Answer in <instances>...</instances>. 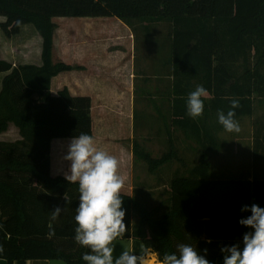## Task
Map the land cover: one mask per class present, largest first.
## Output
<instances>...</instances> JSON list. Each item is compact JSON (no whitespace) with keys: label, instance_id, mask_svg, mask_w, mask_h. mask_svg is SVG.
I'll use <instances>...</instances> for the list:
<instances>
[{"label":"trees","instance_id":"16d2710c","mask_svg":"<svg viewBox=\"0 0 264 264\" xmlns=\"http://www.w3.org/2000/svg\"><path fill=\"white\" fill-rule=\"evenodd\" d=\"M0 28L8 37L22 25L33 24L43 38L42 65L0 59V72H10L0 93V133L14 123L21 139L0 141V258L8 264L59 259L86 264L89 250L74 240L78 184L51 173V147L56 138L71 139L81 133L94 136L92 100L73 96L68 88L52 93V79L79 65L53 60L54 17L115 16L131 27L135 19L171 22L169 33L173 77L171 123L200 150L187 174L178 171L164 191L159 209L135 195L122 192L124 223L133 252L156 253L159 261L184 243L197 247L211 264H223L221 246L236 244L227 228L239 226L245 205L264 208V127L257 131L252 158V178H218L212 158L224 148L219 134L218 110L225 113L232 99L240 102L235 119L254 113L255 97H264V0H0ZM17 21H20L18 24ZM203 85L202 117L187 115L188 94ZM169 149L160 156L134 144L137 158L150 173L181 160L175 148L171 123L163 118ZM66 196V200L64 197ZM64 208L56 221L51 210ZM139 216L136 226L134 214ZM158 214V215H157ZM55 235L48 237L49 224ZM210 240L211 243L206 241ZM242 246V242H241Z\"/></svg>","mask_w":264,"mask_h":264},{"label":"rangeland","instance_id":"374dc122","mask_svg":"<svg viewBox=\"0 0 264 264\" xmlns=\"http://www.w3.org/2000/svg\"><path fill=\"white\" fill-rule=\"evenodd\" d=\"M132 30L136 50L134 77L130 78L128 74L130 80L128 86L123 85L122 77L113 78L114 84L120 82L127 87L124 89V96L120 101L111 97V100L104 104L95 105L96 142H120L132 152L129 156H126V152L122 153V160L127 163L123 164L130 170L128 182L134 184V195L152 207L157 205L159 198L161 200L166 198L164 191L167 188L164 186L163 192L159 189L155 195L150 196L147 192L148 186H155L158 178H161L168 187L167 181L176 170L181 175L187 174L188 168L198 161L200 150L196 151V143L187 139L184 133L171 123L173 98V77L169 63L171 22L163 20L150 23L147 20L135 19ZM164 117L171 123L169 127L175 139V148L182 161L168 163L157 172L150 173L147 163L136 157L134 144L138 143L140 147L146 149L145 145L156 157L167 151L170 136L168 133L159 135V131L166 129ZM108 123L110 129L105 135L107 131L103 125ZM238 123L241 129L239 133L222 131L219 134L225 145L221 152L212 158V173L215 177L251 175L255 137L257 131L264 127V97H255L253 115L240 117ZM149 136L150 141L146 140ZM117 153L114 151L112 155L117 157ZM159 194L161 197H157ZM138 222L139 216L135 213L133 223L136 226Z\"/></svg>","mask_w":264,"mask_h":264},{"label":"crops","instance_id":"0c3cea01","mask_svg":"<svg viewBox=\"0 0 264 264\" xmlns=\"http://www.w3.org/2000/svg\"><path fill=\"white\" fill-rule=\"evenodd\" d=\"M5 16L0 15V22L5 21ZM56 23V31L54 34L53 60L55 62H65L70 65H79L81 68L64 71L52 79V93L57 95L63 88H68L73 96H89L92 100V117L94 138L96 141V120L94 110L96 104H104L111 97L116 101H120L124 96V89H127L128 74L130 78L134 77L135 66V36L132 27L115 16H84V17H54ZM43 38L33 24L22 25L20 32L12 37L6 34L0 28V59L9 61L14 66L22 64L42 65ZM10 72H0V93L3 88V81ZM122 77L123 86L118 82L114 84L112 79ZM125 83V84H124ZM132 83V82H131ZM122 89V90H121ZM121 90V91H120ZM104 123V122H103ZM103 125V124H102ZM108 134L109 123L103 125ZM165 131V132H164ZM159 131V135L165 133L166 129ZM151 135V134H150ZM21 139L19 128L10 123L8 130L0 133V141H16ZM71 139L56 138L52 141L51 147V173L53 176H64L69 173L70 162L64 159L67 153V146ZM146 140L150 141L149 136ZM98 148L112 154L117 151V158H120L121 174L127 177L126 186L123 193L134 195V184L128 182L130 170L127 164L122 160V153L126 152V156L132 154L123 143L120 142H96ZM144 147L148 149L145 145ZM133 149V145H132ZM124 163V164H123ZM167 181L170 182L173 175ZM249 178V177H235ZM131 181V180H130ZM164 182L158 178L155 186L149 185L148 194L155 195L159 189L163 192ZM161 197V194L157 195ZM152 198V197H149ZM163 200L159 198L157 205L151 208L160 207ZM160 214L163 209L160 207ZM225 231L233 233L231 240L241 243L243 234L251 231V229H242L239 226L227 228ZM115 255H119L122 250L133 252L132 238H120L116 242ZM159 259L156 253L150 252L147 259ZM0 264H8L6 259L0 258ZM27 264H68L63 260H29Z\"/></svg>","mask_w":264,"mask_h":264},{"label":"clouds","instance_id":"9594fccd","mask_svg":"<svg viewBox=\"0 0 264 264\" xmlns=\"http://www.w3.org/2000/svg\"><path fill=\"white\" fill-rule=\"evenodd\" d=\"M19 24L20 21H17ZM209 95L203 85H197L187 96V115L192 119L203 116L204 99ZM240 107L237 99H232L230 109L225 113L218 110V122L229 133H239L240 125L235 119V109ZM70 162L65 179L78 184L79 205L75 209L74 240L89 251L82 255L86 264H147L148 250L136 254L122 250L115 255L116 241L128 231L123 209L122 192L127 177L121 174L120 160L109 152L97 147L95 138L81 133L71 138L64 156ZM66 200V196L64 197ZM64 208L56 206L51 210V221H56ZM242 212L251 215L241 218L239 224L251 231L245 232L241 243L221 246L223 264H264V208L257 204L245 205ZM48 237L55 235L49 224ZM211 243L210 240L206 241ZM0 245V253H3ZM197 247L181 243L173 253H165L159 264H211Z\"/></svg>","mask_w":264,"mask_h":264},{"label":"bare ground","instance_id":"6f19581e","mask_svg":"<svg viewBox=\"0 0 264 264\" xmlns=\"http://www.w3.org/2000/svg\"><path fill=\"white\" fill-rule=\"evenodd\" d=\"M157 259L154 258V259H147V264H151V263H156ZM159 264V263H157Z\"/></svg>","mask_w":264,"mask_h":264}]
</instances>
